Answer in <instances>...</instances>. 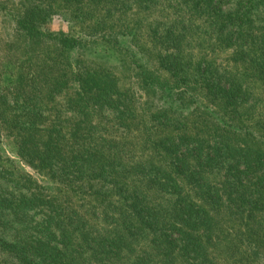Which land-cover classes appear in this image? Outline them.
<instances>
[{"label":"trees","instance_id":"obj_1","mask_svg":"<svg viewBox=\"0 0 264 264\" xmlns=\"http://www.w3.org/2000/svg\"><path fill=\"white\" fill-rule=\"evenodd\" d=\"M226 2L177 0V21L191 17L187 22H199L196 29L206 28V41L229 45L240 58L253 53L244 70H251L259 83L258 95L243 79L249 75L237 77L230 64L195 60V77L189 82L197 99L188 100L175 90L180 80L173 75L182 63L173 55L166 66L168 79L143 75V83L161 102L159 122L177 127L194 102L202 114L192 125L194 134L153 142L155 155L149 159L133 160L132 154L128 158L125 143L90 142L87 136L63 145L47 141L39 150L27 138L24 122L10 119V110L1 111L0 128L15 137L19 159L55 180L59 188L58 194L46 196L45 213L33 209L44 194L34 192L13 202V195L0 189V254L6 256L0 264H219L225 258L230 264H264V206L257 199L262 195L251 198L254 178L264 181V171H257L264 166V125L258 134L246 125L254 109L264 105V0H248L249 7L233 12L223 9ZM42 13L38 4L29 2L23 14L12 18L27 41L49 40L47 45L63 53L83 47L84 42L72 36L41 30L36 17ZM175 22L173 18V26ZM169 35L176 40L173 29ZM41 74L17 76L19 100H27L36 90L33 80L40 79L48 81V91L68 92L74 84L79 89L76 97L67 100L89 106L109 90L100 78H92L90 83L96 84L88 86L84 77L68 80L66 74L48 76L47 70L45 78ZM245 135L248 140H241ZM2 179L14 189L19 185L14 177Z\"/></svg>","mask_w":264,"mask_h":264},{"label":"rangeland","instance_id":"obj_2","mask_svg":"<svg viewBox=\"0 0 264 264\" xmlns=\"http://www.w3.org/2000/svg\"><path fill=\"white\" fill-rule=\"evenodd\" d=\"M29 2L38 4L45 15L44 19L43 15L36 17L41 30L72 36L84 42L83 47L63 53L47 45L45 42H51L49 40L27 41L12 18L23 14ZM175 2L177 0H0V121L3 120L2 110L13 112L12 117H6L24 122L28 129L27 138L33 139L39 150H44L46 146L43 144L47 141L54 140L63 145L87 136L90 142L125 143L129 150H126L128 158L132 154L133 160L139 156L149 159L155 155L152 152L153 142L166 136L175 140L177 134H194L196 129L192 125L202 114V109L195 108L194 102L188 111L183 112L177 127L159 122L161 118L157 114L163 111L161 102L158 95L152 93L154 89L149 87V90L145 86L143 75L152 73L160 79H168L169 69L166 66L173 55L182 63L179 72L174 70L177 73L173 75L174 80H180L176 81L175 90L184 92L188 100L197 99L191 89L194 85L189 82L195 77V60L221 67L230 64L229 70L237 71V77L249 75L243 79L248 86L254 87L253 93L258 95L259 83L251 75V70H244L254 59L253 53L240 58L232 54L233 47L222 42L206 41V28L196 29L199 22L192 20V23H188L191 17L185 15L182 21H177L180 12L176 10ZM249 4L248 0H227L223 9L233 12L247 8ZM256 10L259 12V7ZM173 18L176 20L174 26ZM255 24L263 23L256 20ZM171 29L174 30L175 41L171 35L167 36ZM177 37L182 38L177 41ZM46 70L48 76L66 74L68 80L71 76L84 77L88 80V86L96 84L93 80L90 83L92 78H100L105 81L103 86L109 90L105 91L103 100L89 106L88 103L67 100L68 96L76 97L79 89L74 84H69L71 88L68 92L67 88L60 92L48 91L45 85L48 81L43 83L45 80L40 79L33 80L36 90L29 92L28 99L19 100L15 93L19 83L17 76L22 74L29 77L31 73L36 75L42 72L44 74L40 78H45ZM200 101L202 105L205 104L203 100ZM26 113L33 116L28 118ZM262 114L264 105L261 104L254 109L246 123L255 134L264 125ZM203 116L209 118L208 115ZM85 125H95V128L87 131L83 129ZM52 129H58V134ZM7 134L0 128V189L7 196L11 197L12 194L13 202H18L21 196L30 198L34 192L44 194V197L35 200L33 209L39 208L45 213L46 209L42 206L46 203V196L58 194L59 184L47 175L38 174L35 168L20 160L17 141ZM240 138L248 140L246 135ZM158 151L162 153V150ZM51 152L54 154V150ZM262 168L264 166L257 171L261 173L264 171ZM2 176L14 177L19 185L16 189L10 187ZM254 180L251 198L262 195L257 199L264 206V181ZM73 199L76 200L75 197ZM261 217H264V207ZM215 254L218 255V252ZM0 258L6 259V256L0 254ZM217 263L230 264L227 258ZM241 264L246 263L243 261Z\"/></svg>","mask_w":264,"mask_h":264}]
</instances>
